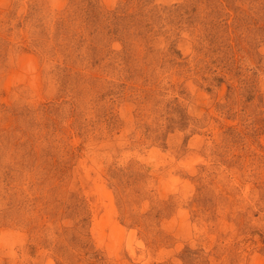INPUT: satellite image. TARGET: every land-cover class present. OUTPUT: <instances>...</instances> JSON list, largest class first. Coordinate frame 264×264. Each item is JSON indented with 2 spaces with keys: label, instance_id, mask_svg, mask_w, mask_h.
Returning a JSON list of instances; mask_svg holds the SVG:
<instances>
[{
  "label": "rangeland",
  "instance_id": "1",
  "mask_svg": "<svg viewBox=\"0 0 264 264\" xmlns=\"http://www.w3.org/2000/svg\"><path fill=\"white\" fill-rule=\"evenodd\" d=\"M0 264H264V0H0Z\"/></svg>",
  "mask_w": 264,
  "mask_h": 264
}]
</instances>
